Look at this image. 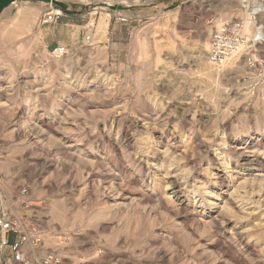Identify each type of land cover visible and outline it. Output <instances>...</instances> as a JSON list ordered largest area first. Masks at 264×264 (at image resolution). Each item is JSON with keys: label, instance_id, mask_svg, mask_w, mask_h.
<instances>
[{"label": "rangeland", "instance_id": "374dc122", "mask_svg": "<svg viewBox=\"0 0 264 264\" xmlns=\"http://www.w3.org/2000/svg\"><path fill=\"white\" fill-rule=\"evenodd\" d=\"M245 1L17 0L1 12L0 201L39 227L32 264L45 249L62 264H264V205L243 210L213 184L216 148H264V46L254 66L244 54L209 64L201 48L218 23L243 20ZM50 2L63 15L40 25ZM190 185L228 210L199 205Z\"/></svg>", "mask_w": 264, "mask_h": 264}, {"label": "built area", "instance_id": "2783aa9c", "mask_svg": "<svg viewBox=\"0 0 264 264\" xmlns=\"http://www.w3.org/2000/svg\"><path fill=\"white\" fill-rule=\"evenodd\" d=\"M143 2L144 0H139ZM249 1V0H248ZM245 1L246 11L250 10L249 2ZM259 1V6L252 13L251 21L257 23V18L264 15V0ZM131 5H125L130 7ZM63 15V10L49 3V8L40 18V25L55 22ZM119 22H126L125 17L117 16ZM262 32V27H259ZM257 30V29H256ZM264 46V34H254L250 37L244 29V21L223 20L215 26L208 43L207 58L213 64L221 65L234 56L245 55L247 65L256 64L257 47ZM55 55H61L65 49L61 46ZM20 193L25 195L26 188H21ZM44 240L39 227L31 224L28 218H15L2 201H0V264H32L31 250L43 248ZM29 247V249H28ZM39 264H62L60 255L53 249H45L39 259Z\"/></svg>", "mask_w": 264, "mask_h": 264}, {"label": "bare ground", "instance_id": "6f19581e", "mask_svg": "<svg viewBox=\"0 0 264 264\" xmlns=\"http://www.w3.org/2000/svg\"><path fill=\"white\" fill-rule=\"evenodd\" d=\"M72 1H77V2H89V0H72ZM107 1V0H106ZM140 1L139 0H124V3L127 5H136L138 4ZM250 4V10L245 11L243 14V21H244V29L245 31L251 30L252 26L256 27V24L251 21L252 19V13L255 10V8L257 6H259V1L257 0H249L248 1ZM21 3V2H20ZM17 4V0L13 1L12 3H10L9 7L16 5ZM29 3L28 2H24L23 4H21L20 7H18V9L20 8V12H18L19 14L23 11H25L24 9L27 7L26 5ZM20 5V4H19ZM44 5L45 3L41 4V7L43 10L44 9ZM36 7V6H35ZM39 7V6H38ZM6 9V8H4ZM3 9V11H4ZM32 10V9H31ZM47 10V9H46ZM34 13V12H33ZM125 14H128V11H124ZM34 15V14H33ZM110 17V13L108 12H104L102 13V16L100 18V21L98 23V27L101 29L103 26L106 27L107 24V19ZM16 22L15 20L11 23ZM260 26L257 25V30H256V34L258 36H262V32L259 29ZM262 27V26H261ZM97 33V32H96ZM264 33V32H263ZM96 42V41H95ZM207 43L203 42L201 44V48L203 50H206L208 47L206 46ZM64 50V46L62 47ZM202 50V51H203ZM208 50V49H207ZM58 50L53 52V54H57ZM208 60V59H207ZM235 60L234 57H232L231 59H229L228 61H226V63H230L231 61ZM206 61V60H205ZM202 62V61H201ZM209 64H213L212 62H210L209 60L207 61ZM225 63V64H226ZM216 65V64H215ZM206 66V65H205ZM219 66V65H218ZM209 74V72L207 73ZM17 116V115H16ZM139 120V119H138ZM137 122V121H136ZM144 123V122H143ZM130 124V123H129ZM128 124V125H129ZM142 124V122H141ZM139 124V125H141ZM135 125V123H134ZM144 125V124H143ZM129 127V126H128ZM132 127H134L132 125ZM144 127V126H143ZM133 129V128H132ZM131 129V130H132ZM123 131V130H122ZM161 133V132H160ZM129 134L126 133V131L123 133V140L127 143L130 142V139L128 137ZM162 136V135H161ZM155 137V136H154ZM183 138V137H182ZM183 140V139H182ZM264 143V142H263ZM262 143V146H263ZM224 144V142H223ZM185 145V144H184ZM228 146V145H227ZM226 146V147H227ZM232 148V147H231ZM222 151L220 152L219 150H217V148L215 149V153L213 154V161L217 160V168H216V173L214 174V179H213V184L215 186H221L223 188L226 189V193L232 188L231 191L228 192V196L229 199L233 200V203H239L240 207L244 210L245 206L249 205V204H257L260 206L264 205V173L263 174H254L252 171H260V166H262V163L264 162V160L262 159L264 157V148H262L258 143L253 142V143H249L244 147H239V149H235V151L233 152V155L230 154L229 151L225 150V146L221 147ZM153 151V150H152ZM184 151V150H182ZM181 151V152H182ZM162 151H157L156 155L161 156ZM164 152V151H163ZM187 152V151H184ZM164 157V155H162ZM210 157V156H209ZM234 161V165L235 167L231 168L230 167V162ZM172 160V159H171ZM169 160V161H171ZM175 160V159H174ZM155 161V160H154ZM159 161V160H157ZM162 161V160H161ZM165 161V160H164ZM173 161V160H172ZM160 162V161H159ZM174 163V162H173ZM155 165V164H154ZM157 168V167H156ZM159 168V167H158ZM167 168H170L167 166ZM168 170V169H167ZM171 171V170H170ZM264 171V169H263ZM261 173V172H260ZM168 174V173H166ZM171 174V173H170ZM164 175V174H163ZM178 175V174H177ZM169 176V175H168ZM176 176V175H175ZM167 177V176H166ZM172 178L173 176L170 175L169 178ZM180 177V175H179ZM168 178V177H167ZM233 181V182H232ZM198 182V180H197ZM192 183V182H191ZM232 183V184H231ZM169 185V186H168ZM168 187L171 190V193H175L176 195H178V201L175 203L176 206L178 207V209H182L184 207V202L185 199L187 197V192L182 191V189L178 188V185L176 184V180L170 179V181L168 182ZM204 185V184H203ZM191 186V190L193 192V201H195L196 203H199V205L203 206L206 205L209 208H217L218 211H227L228 210V202H226V200H222V204H218L217 202H215V200H219V195L217 193H208L209 198L208 199H203V195H207V193L205 192V189H202L201 187H196L194 185H190ZM4 187V186H3ZM167 188V187H166ZM204 188V187H203ZM148 194V193H147ZM197 196H199V199H196ZM256 197V199H253V197ZM149 197V196H148ZM168 198V197H167ZM168 200V199H167ZM197 200V201H196ZM171 201V200H170ZM172 203V202H171ZM171 203H169L171 205ZM229 203H231L229 201ZM233 205V204H232ZM172 206V205H171ZM176 207V209H177ZM264 207V206H263ZM230 208V207H229ZM251 211H254L255 207L253 206L251 208ZM232 210V209H231ZM264 210V208H263ZM247 211V210H246ZM249 212V211H248ZM257 212V211H256ZM217 213V212H216ZM219 213V212H218ZM234 213V211H233ZM241 214V213H240ZM248 214V213H247ZM234 215V214H233ZM238 215V214H237ZM206 218H210L211 221L216 222V217L212 216V214L209 213H205L204 215ZM218 216V215H217ZM245 216V215H244ZM242 217V215H241ZM228 218V217H227ZM231 218V217H230ZM240 219V218H239ZM218 220V218H217ZM230 220V219H229ZM237 220V219H236ZM262 220V219H261ZM210 221V222H211ZM240 221V220H239ZM220 222V221H218ZM223 222V221H222ZM258 222V221H257ZM218 224V223H217ZM253 224H255V222H253ZM222 225V224H221ZM257 225V223H256ZM209 226V225H208ZM217 227H219L217 225ZM220 228V227H219ZM244 229V228H243ZM235 234L238 236V238L240 239V232H235ZM231 235V234H230ZM234 236V234H232ZM235 235V236H236ZM236 236V237H237ZM244 236V235H243ZM234 238V237H232ZM44 239V238H43ZM216 239V238H215ZM218 239V238H217ZM220 239V238H219ZM236 239V238H235ZM50 240V239H49ZM232 240V239H231ZM242 241V240H241ZM247 242V241H246ZM226 244V243H225ZM242 245V244H240ZM230 246V244H229ZM243 247V246H242ZM232 248V247H231ZM243 249V248H242ZM246 249V248H245ZM34 251V250H32ZM36 251V250H35ZM34 251V252H35ZM234 251V250H233ZM254 253V252H253ZM33 254L32 253V258H33ZM235 254V253H234ZM239 254V253H238ZM259 254V253H258ZM230 255V254H229ZM240 255V254H239ZM252 255V254H251ZM34 257L36 258V260H39L36 257V253L34 254ZM239 257V256H238ZM254 257V256H253ZM243 258V257H242ZM258 264V263H257Z\"/></svg>", "mask_w": 264, "mask_h": 264}, {"label": "water", "instance_id": "95a60500", "mask_svg": "<svg viewBox=\"0 0 264 264\" xmlns=\"http://www.w3.org/2000/svg\"><path fill=\"white\" fill-rule=\"evenodd\" d=\"M15 0H0V14L3 11L4 8L8 7L10 3H12Z\"/></svg>", "mask_w": 264, "mask_h": 264}]
</instances>
